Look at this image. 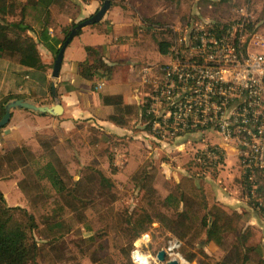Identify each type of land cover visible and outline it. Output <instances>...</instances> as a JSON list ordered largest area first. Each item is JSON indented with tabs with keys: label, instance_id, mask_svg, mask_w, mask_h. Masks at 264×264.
<instances>
[{
	"label": "rangeland",
	"instance_id": "374dc122",
	"mask_svg": "<svg viewBox=\"0 0 264 264\" xmlns=\"http://www.w3.org/2000/svg\"><path fill=\"white\" fill-rule=\"evenodd\" d=\"M186 1L190 7V11H187L186 14L190 15L182 24L188 27L195 25L198 18L217 20L221 23L233 22L241 16V9L244 7H247L250 13V29H257L256 19L264 20V0H261V3L259 0H219L220 11L216 12L218 14H215L213 9L207 7L208 4L205 3H201L200 12L193 13L192 8L198 1ZM27 2L29 3L27 20L38 27L40 26L38 17L42 14L37 4L38 0H28ZM66 8L70 11L67 12L70 17L77 14L76 8L70 9V5H67ZM54 9L53 11H56L57 15L54 24L52 23L54 30L51 34L63 39L65 35L62 28L69 25L70 22L68 17L62 13L65 9L60 7ZM167 23L179 24L175 22V18ZM158 24L160 23L156 25ZM158 28L159 30L154 32L153 37L150 34L137 35L138 42L147 39L148 36L151 38V42L148 48L149 59L136 62L135 72L137 73L134 74L136 87H140L143 64L161 61V59L159 60L161 54L158 40L167 37V34L165 28L164 31L160 25ZM167 30L170 29L167 27ZM58 33L59 35H57ZM168 36L171 37L174 48L180 49L175 43L176 36L173 37L172 32ZM129 38L131 36L121 35L118 41L129 40ZM183 39L186 41L185 36ZM181 47L189 54L196 52L190 44H184ZM42 57L51 63H54L56 58L53 53L50 55V53L45 54L44 52H42ZM52 73L53 68L49 70V79L53 78ZM59 79L60 77L57 78V83ZM4 84L6 89H13L15 92H28L33 96L31 101L38 104L51 105L50 103L53 101V92L51 95L48 90H40L36 86H28L22 90L21 87L14 86L11 80H4ZM90 95L93 96L91 103L97 115L85 118V114H83V117L79 118L80 123L85 126V130L82 131V134L77 132L79 135L73 132L69 137L75 152L72 162L64 163L54 150L45 151L46 146H42L44 155L37 156L41 154L37 148L43 144H40L43 137H37L38 144L34 137L29 138L22 132H15L14 135L17 138L21 140L29 138L26 143L36 144L30 151L33 154L29 158L32 162H20L19 152H16L18 169L9 173V167H4L3 174L0 172V184L3 186L9 204L11 202L16 203L13 205L23 204V207L35 212L38 217L40 232L34 231V233L41 246L39 264H145L134 260L133 251L136 248L142 251V255L150 257V264H156L158 251L168 247L173 237L181 240V250L183 251L185 248L190 256L198 254L200 250H205L207 255L199 253V256L192 261L194 264H264V248H262L264 246V229L262 224L251 225L248 215L250 212H255L254 199L248 201L247 198L244 212L239 210L236 213L225 208L223 204L219 203V205L216 201L217 196L226 195L229 191L238 195L239 186L242 185L241 178L238 177L242 174L241 162L234 166H227L226 161L228 153L226 147L229 150L239 149V142L236 138H228L217 129L202 131L205 132L203 134L208 139V146L210 144L217 145L219 150L225 153V162L198 164L193 160L198 152L204 151L201 149L203 147L199 148L200 145L192 147L191 144L190 147L182 151L168 149L163 147L158 136L154 133L150 134L148 129L149 132L146 131V122L141 119H132L128 124L131 130L123 134L116 132L119 135L117 138L110 135L101 142L102 131L98 127H96V132L92 131L90 136L95 134L96 137L92 152L93 159L90 162L94 171L86 170L85 167H80V159L84 152L81 145L84 144L83 138L89 135L88 129L92 122L99 124L97 116L105 115L98 95H93L91 92ZM44 101L50 103L46 104ZM55 103L56 98L52 104ZM62 116L64 117L65 114ZM90 119L92 120L89 121ZM49 126H51L50 123L46 127ZM238 134L241 137V133ZM52 136H57L55 140L58 141L59 135L56 132ZM48 138L45 140L48 141V145L53 147L52 139ZM200 140L202 141L203 138ZM116 150L122 151L125 155L121 167L115 163L117 161ZM111 157L115 167L110 166ZM49 159L58 166L60 174L67 182L68 190L76 187L79 196H85L104 206L101 211L90 215L89 212L94 209L92 205L90 206L92 202L89 205L78 204L66 191L60 193L59 196L78 215L80 222L78 229L65 236H59L65 231L64 227L60 226L63 223L49 220L52 213L49 205L57 192L53 190L47 179L42 178L40 173H36ZM78 160L79 163H76ZM232 160L235 162L236 157L233 156ZM114 168H117L116 172H114ZM260 171L264 174V170ZM101 172L109 179L106 184L102 183ZM194 188L205 192L203 198L205 200L206 197L205 202L211 211L203 203L196 205L195 208L199 215L205 216L207 212L209 213V225H205L201 221L191 223V220H186L181 215V212H186L183 204L189 202ZM260 192L264 195V189ZM222 200V202H226L224 197ZM95 209L97 210L98 207ZM136 210L149 212L154 221L146 232L134 239L135 226L128 221L131 220L130 217L135 214ZM215 216L217 220L214 218ZM124 222L125 224L121 227ZM210 228L213 230L212 235L209 233ZM145 234H148L147 238H144ZM246 237L248 240H245ZM253 247L256 249L251 250ZM246 255L250 256V259H247Z\"/></svg>",
	"mask_w": 264,
	"mask_h": 264
},
{
	"label": "trees",
	"instance_id": "16d2710c",
	"mask_svg": "<svg viewBox=\"0 0 264 264\" xmlns=\"http://www.w3.org/2000/svg\"><path fill=\"white\" fill-rule=\"evenodd\" d=\"M105 0H102L104 2ZM173 2H179V0H172ZM41 6V19L39 21L40 30L37 31L36 27L28 22L27 16L29 12V3L25 0H0V121L6 114L7 104L15 99H25L31 101L33 96L26 91L15 92L13 89H6L4 80H11L12 84L16 87H21L22 90L28 86H36L38 89L48 90V93L52 95V78L49 79V70L54 68V63H47L42 57L39 43L44 44L51 50L56 57L64 44L66 38L69 36L71 30L78 24L76 20H73L69 25L63 27L65 38H59L52 36L50 32V26L52 24V13L55 7L65 9L67 5L77 7V4L73 0H39ZM115 0H112V4H115ZM127 7L126 5H123ZM69 8V7H68ZM106 16V15H105ZM105 18V17H104ZM146 23L153 24L151 18L144 19ZM95 26L102 33L109 31L110 22L108 20H101L94 23ZM162 31H166L167 37H162L158 40L159 50L162 54L166 55L169 52L171 44L169 33L171 29L165 24H159ZM167 27L170 30H167ZM257 30V29H252ZM82 31L79 32V34ZM34 33L35 36L32 34ZM37 37V38H36ZM86 51L88 53L87 59L80 61V76L86 80L92 81V88L97 90L99 84L104 83V91L101 93L103 105L109 107V114L106 119L111 120L119 125H128L132 119H141L147 123L146 128L154 132V120L155 115L148 111V104L144 105L139 103H131L125 100L123 90H112L110 88L109 79L115 72V66L110 65L104 59L99 48L93 45H87ZM19 66V67H18ZM108 80V81H107ZM98 83V84H96ZM108 85V86H107ZM52 97V96H51ZM53 101L46 104H52ZM33 112V111H32ZM7 125L0 127V130L4 129ZM155 133V132H154ZM156 134V133H155ZM157 135V134H156ZM161 137V136H159ZM216 145H210V149ZM243 146L239 148L242 149ZM31 147L27 144H22L12 150L5 151L0 148V172L2 173L4 167H9V173L15 172L18 169L16 152H19L18 158L22 163H31L32 157ZM199 153L194 158L193 162L202 164L198 160ZM225 153L221 152L220 162H225ZM241 163L244 159L243 155L240 156ZM35 162V161H34ZM12 166V167H11ZM110 166L115 167L114 160L110 158ZM56 163L49 159L46 161L36 173H40L41 177L47 179L53 190L57 192L54 196L49 209L51 214L49 220L53 222H61L60 226H63L65 231L59 236L67 235L72 231H75L80 227L78 215L65 203L59 196L60 193L66 191L72 200L78 204H87L94 208L89 213L99 212L104 209L102 204L86 198L85 196H79L77 188L73 187L68 190V185L65 178L60 174ZM86 170L94 171L92 165L85 167ZM117 168H114L116 172ZM3 174V173H2ZM102 183L106 184L109 181L103 174ZM264 175L256 172V178L251 181L246 173L242 174V185L244 188V194L253 199V185H259L257 190L264 189ZM77 186V185H75ZM192 197L187 204H183L186 208V212H181L184 219L191 220V223L203 222L205 225H209L207 212L205 216L199 215L196 212L195 206L203 203L208 208L207 202L204 200L205 192L194 188L192 189ZM185 201V199H182ZM95 207H98L96 210ZM211 211V210H210ZM131 220L128 223L135 226V238L140 237L149 228V225L154 221L152 214L147 211H135V214L130 217ZM216 220V216L214 217ZM122 223L121 227H123ZM34 231L40 232V224L35 212L29 210L21 205H10L3 187L0 184V264H39V253L41 250L40 241L37 240ZM210 235L213 234L212 228L209 231ZM41 234V233H40ZM248 237L245 238L247 240ZM244 241V234H243ZM245 244V241H244ZM253 247L251 250H255ZM184 255L191 261H194L199 255L206 256L205 250L195 255L190 256L186 249L183 250ZM247 259L250 256L246 255Z\"/></svg>",
	"mask_w": 264,
	"mask_h": 264
},
{
	"label": "built area",
	"instance_id": "2783aa9c",
	"mask_svg": "<svg viewBox=\"0 0 264 264\" xmlns=\"http://www.w3.org/2000/svg\"><path fill=\"white\" fill-rule=\"evenodd\" d=\"M241 12L228 23L198 18L192 27L168 24L180 49L171 42L169 60L158 67L156 76L150 68L143 70L144 82L155 84L154 93L144 104L155 115L154 134L158 137L217 129L228 138H236L239 147L243 146L239 148L244 157L242 174L254 181L256 172L264 170V32L250 29L247 7ZM184 44L196 52L187 53L181 47ZM206 149L198 160L220 163L219 146ZM258 186L253 185V206L264 219V195ZM181 245V240L173 237L165 247L166 260L157 258L156 264L170 260L194 264L185 257Z\"/></svg>",
	"mask_w": 264,
	"mask_h": 264
},
{
	"label": "crops",
	"instance_id": "0c3cea01",
	"mask_svg": "<svg viewBox=\"0 0 264 264\" xmlns=\"http://www.w3.org/2000/svg\"><path fill=\"white\" fill-rule=\"evenodd\" d=\"M25 1L27 2L28 0ZM73 1L77 4V7L72 6L70 9L76 8L77 14L70 17L67 13L70 12L68 11V8H66L65 11L62 12L68 17L70 23L73 20H76V22H80L92 16L100 9V7L104 3L102 2V0ZM197 1V4L192 8L193 13H196L197 11H199V9H201V3L208 4L207 7L212 8L215 14H218L216 12L220 11V8L218 6L220 2L219 0ZM115 2L116 3L112 4V6L109 8L105 18H103L110 22L109 31L107 33L100 32L97 26L94 25V23L89 24L81 30L82 32L78 34L66 48L60 79L57 83L59 87V96L61 98L60 100L64 102L63 105L65 110L63 114H65V116L63 117V114L59 116H55L50 113L43 114L25 108L13 109L10 122L4 129L0 130V148L3 150V152L12 150L22 144L29 145L31 147V150H33L36 144L32 145L31 143H26V141H28L29 138L34 137L35 141L38 143L37 137L41 136L43 137V139L40 144H43H41V146L37 148L38 152L41 153L37 156L44 155L42 154L44 153L42 146H46V149H44L45 151L48 150V152H50L51 150H54L64 163L72 162L75 152L69 137L73 132L79 135V133L82 134V131L85 130V126L80 123L79 118L83 117V114H85V118H90L97 115L94 108L92 107L93 105L91 103V98L93 96L90 95V92L93 95L97 94L100 98L101 104L105 111V115L97 116L99 124L92 122V124L89 125L88 129L89 135H86L83 138L84 144L81 145L84 152L83 157H81L80 159L81 168L90 165V162L93 159L92 152L95 146L94 140L96 139V137L95 134L91 136L90 134L92 133V131L96 132V127H98L102 131L100 135L101 142L105 140V137L110 135L113 137L116 136V138L119 137L116 132L119 134H123L131 130V128H129V125H119L111 120L106 119L105 116L109 114V107L103 105L102 103L101 93L104 91V87H100L105 86V81L104 83H101L99 84V86H97V90H94L92 88L93 82L86 80L80 76L79 62L87 59L88 57L86 46L93 45L99 48L106 62L110 65L115 66V72L111 76V79H109L110 88L112 90L121 88L127 102L139 103L144 105V101L149 97L150 94L154 93L155 84L153 83L149 86V84H146L144 82L142 77L143 70L145 68H150L153 72V75L156 76L157 74H159L158 67L167 62L169 60V57L167 56V54L164 55L160 52L161 56L159 60L161 59V61L153 64H143L140 75V87H136L137 83L134 76V74L137 73L135 72L136 62L147 61L149 59L148 48L151 42V38L149 36L147 39H143L141 40V42H138L137 35L150 34L153 37L154 32L159 30V24L156 25L157 23L168 25L169 23L167 22L174 18L175 22L182 24V22H185L186 17L190 15L186 14L187 11H190V7L186 0H179V2H173L172 0H115ZM259 2L261 3V0H259ZM37 4L39 7L41 6L39 0ZM123 5H126L127 7H124ZM53 12L52 23L54 24L57 12ZM251 15L253 14L251 13ZM145 18H151L153 24L146 23L144 20ZM40 19L41 16L38 17V23ZM256 21L259 25H257V30L264 32V20L258 21V19H256ZM53 24H51L50 26V32L54 30L52 26ZM34 26L36 27L37 31L40 30V26ZM32 34L35 36L34 33ZM53 35L55 34H52V36ZM57 35H59V33ZM121 35H129L131 36V38L125 41L122 39L121 41H118V38ZM41 46H43V49H41ZM39 47L41 53H50V55H52L51 50L48 49L44 44L39 43ZM124 70H126V73H124ZM22 111L27 113H23ZM91 120L92 119H90L89 121ZM48 123H50L51 126L46 127ZM146 131H148L147 128ZM149 131L148 132L150 134L154 133L151 130ZM15 132H22L23 134L28 135L29 138L21 140L14 135ZM55 132L57 133V135H59L58 141L55 140L57 139V136H52ZM203 133L205 132H180L171 138H158L160 139L159 141L163 144V147H166L168 149L182 151L190 147L192 144V147L194 145H200L199 148L203 147L201 149L205 150L208 146V139ZM46 138L50 140L52 139V143L54 144L53 147H51V145H48V141L45 140ZM200 138H203V140L201 141ZM196 139H198V141H196ZM226 150L228 151L226 160L228 164L227 166H234L241 162L240 149L234 148V150H229V148L226 147ZM233 156L236 157L235 162H232ZM124 157L125 155L122 151L119 152L118 150H116L117 161L115 163L121 167V162H123ZM76 163H79V160L76 161ZM238 177L241 178L240 180L242 184V174H240V176ZM222 197H224V201H226V204L222 202ZM247 198L249 201V197L244 194V188L243 185H241L239 186L238 195H236L234 192L229 191L226 195L223 194V196H217L216 201L218 202V204H223L225 208L232 210L233 213H236L239 210L244 212L245 206L247 205ZM10 204L13 205L16 203L11 202ZM19 205L22 206L23 204ZM248 215L251 219V225L255 226L256 224H262V227L264 229V219L257 210H255V212L248 213ZM262 248H264V246H262Z\"/></svg>",
	"mask_w": 264,
	"mask_h": 264
},
{
	"label": "water",
	"instance_id": "95a60500",
	"mask_svg": "<svg viewBox=\"0 0 264 264\" xmlns=\"http://www.w3.org/2000/svg\"><path fill=\"white\" fill-rule=\"evenodd\" d=\"M112 6V0H105L103 5L100 7V9L94 13L92 16L86 18L85 20H82L78 22V24L71 30L69 36L66 38L64 44L61 46V49L58 53V55L55 58L54 68H53V85H52V92L54 97L56 98V103L52 105H43L38 104L33 101L25 100V99H15L10 101L6 106V114L0 121V127H3L7 125L11 118H12V110L16 108H25L30 109L39 113L47 114L50 113L55 116L62 115L64 113V105L63 102L60 100L59 93H58V84H57V78L60 77L64 57H65V51L68 47L69 43L79 34V32L87 25L97 23L105 17L107 14L109 8ZM166 250L165 248H162L158 251L157 257L160 260H166ZM142 251L139 248H136L133 251V258L136 262H142ZM168 264H179V261L177 260H170Z\"/></svg>",
	"mask_w": 264,
	"mask_h": 264
},
{
	"label": "bare ground",
	"instance_id": "6f19581e",
	"mask_svg": "<svg viewBox=\"0 0 264 264\" xmlns=\"http://www.w3.org/2000/svg\"><path fill=\"white\" fill-rule=\"evenodd\" d=\"M141 260L144 262H150V257H146L145 255H142Z\"/></svg>",
	"mask_w": 264,
	"mask_h": 264
},
{
	"label": "clouds",
	"instance_id": "9594fccd",
	"mask_svg": "<svg viewBox=\"0 0 264 264\" xmlns=\"http://www.w3.org/2000/svg\"><path fill=\"white\" fill-rule=\"evenodd\" d=\"M169 251H171V248L169 249ZM145 264H146V262H145ZM181 264H187V262L182 260Z\"/></svg>",
	"mask_w": 264,
	"mask_h": 264
}]
</instances>
